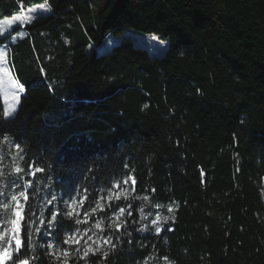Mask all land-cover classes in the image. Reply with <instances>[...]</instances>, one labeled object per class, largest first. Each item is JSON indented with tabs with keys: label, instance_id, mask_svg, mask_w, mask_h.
<instances>
[{
	"label": "trees",
	"instance_id": "trees-1",
	"mask_svg": "<svg viewBox=\"0 0 264 264\" xmlns=\"http://www.w3.org/2000/svg\"><path fill=\"white\" fill-rule=\"evenodd\" d=\"M44 1L52 12L10 45L24 86L12 118L0 88V185L11 192L19 161L32 184L7 264H264V0H0V17ZM126 29L167 39L165 54ZM111 34L121 42L99 54ZM31 164L44 171L33 177ZM110 189L130 195L101 201L87 223L64 214L80 193L83 218ZM119 207L127 224L116 231ZM75 229L87 235L64 244Z\"/></svg>",
	"mask_w": 264,
	"mask_h": 264
},
{
	"label": "snow or ice",
	"instance_id": "snow-or-ice-1",
	"mask_svg": "<svg viewBox=\"0 0 264 264\" xmlns=\"http://www.w3.org/2000/svg\"><path fill=\"white\" fill-rule=\"evenodd\" d=\"M29 12H35L36 9L34 8H30L28 10ZM34 17L32 16H27L25 17V19L27 21H31ZM19 17H12L11 19H7L4 20L3 23L6 25H12L16 20H19ZM0 35H4V33L2 31H0ZM158 39V38H157ZM8 55L7 49L4 50H0V61H6V57ZM8 75H10L9 73H6ZM12 87L13 88H18L20 92L24 91V87L23 85H20L17 81L12 80ZM16 99L18 101V95H16ZM15 111V106L10 107L9 109L4 111V116H10L12 115V113ZM5 143H8L7 138H5ZM15 148L17 150V153L22 152L23 149L21 148L20 144H16ZM13 159L15 160V157H13ZM21 159H23V157H21ZM0 163H2V161H0ZM35 169L34 171L32 169ZM24 169L19 167L18 165H15L13 168V172L16 175H19L21 172H23ZM44 169L40 168V167H36L34 164H31L29 166V173L30 175H32L33 177L36 176L37 172H43ZM4 176V173L2 171V169H0V177ZM13 183H16L15 181H13ZM123 183L125 185L128 184V180H124ZM132 183L133 185L135 184V180L132 179ZM119 182H117L113 187L114 188H119ZM8 185L7 184H3L0 185V197H2V199H0V212L3 213V219L0 220V227L3 228V231H0V240H4V238L6 236H9V232H11V236L9 237L7 243V247L0 249V264H4V260L5 258L9 261H11L13 259L12 253L10 251V249H12L13 244L12 242H15V251L16 253H19L20 248L22 246V241L19 238V233L21 231V222L24 220V216H23V209L25 207V205L27 204V202L29 201V192L28 189L32 188V184L30 181L26 182L24 187L21 188V190L19 192H10L9 194H6L4 192V188H7ZM17 187H19V185H17ZM135 189L133 188L132 191H134ZM77 195L79 196V199L77 200L75 197H73L69 202H66L65 204V215L67 217H72L74 218V222L76 224H81V223H87L88 222V217L91 215H94L96 213L97 210L103 211L105 208V204L101 203V201H107L109 206L111 204V201L113 198L115 199H119L120 196H124L125 198H127L130 193L125 191H120V192H116L113 190H109L107 192L106 195H100L99 199L97 200L95 197L93 198V202L95 204V206H92V204H89V207L87 210H85L83 212V218H81V212L78 210V208H83L84 205V201L87 200V195H83L80 193H77ZM140 199H147V197H137ZM48 204H51V200L47 201ZM130 207V205L128 206ZM172 209L169 208V211H171ZM125 211L124 207H119L118 212L115 213L112 216H109V220L111 221V223L109 224V227H113L115 228L116 231H120L122 225H126L127 221H121L120 217L123 216ZM141 212H143V209H141ZM36 213L34 211L31 210V207L29 208V227L31 226L32 223H35L34 220L31 219V217L35 216ZM60 215V213L58 211L56 212H50V218H49V227H51V225L53 223L56 222V217ZM129 215H131V212H129ZM146 218V217H145ZM160 219V217H156V222H158ZM135 222V221H133ZM40 223L43 224L44 220L43 218L40 219ZM103 221L102 220H97L96 223L93 225L96 228H101ZM155 223V222H154ZM4 225H10L11 227H4ZM143 230V229H141ZM90 231V229H89ZM157 231H159V229H157ZM87 235V231L81 233L79 229H75L72 232H70L66 238L63 240L64 244H70V243H74V244H79L80 240H82L84 238V236ZM88 240H92L91 236H88ZM105 244L110 243V240H104L103 241ZM93 243L95 244L96 241H93ZM85 244H87V241H85ZM49 248H52L53 245L49 244L48 245ZM76 251H80L79 248L76 249ZM94 251V249L91 246H88L84 249V255L82 258L87 257L89 252ZM50 255H52L53 257H55L56 259H60V256H57L56 252H52L50 253ZM60 255L63 257H67L70 255L69 251L67 249H62L60 250ZM108 253L105 252L104 253V257L107 258ZM163 260L165 262H167L168 258L165 256L163 257ZM14 264H30V261L28 259H24L22 257H20L19 255H17L16 261L14 262ZM63 264H68L67 260L65 259L63 261ZM145 264H147V262H145Z\"/></svg>",
	"mask_w": 264,
	"mask_h": 264
},
{
	"label": "rangeland",
	"instance_id": "rangeland-1",
	"mask_svg": "<svg viewBox=\"0 0 264 264\" xmlns=\"http://www.w3.org/2000/svg\"><path fill=\"white\" fill-rule=\"evenodd\" d=\"M30 8L36 9L35 12H29L28 10ZM52 12L49 4L47 1L38 3V4H33L29 5L27 7H22L18 9L15 13H13L10 16H5V17H0V31L4 33V35H0V39L3 38L6 35H9V38L5 44H0V50L7 49L8 55L6 57V61H0V88H1V93H2V98H3V103L5 110L9 109L12 106H15V111L12 113V115L7 116V118H12L14 117L17 112H18V107L20 103V99L23 92H20L18 88H13L12 87V80L17 81L20 85L21 82L18 81L16 78V72L12 63L11 59V47L10 45L17 42L18 39L22 38L25 35V30L23 27L27 24V21L25 17L27 16H32L34 17L31 21L36 19L38 16L41 15H49ZM12 17H19V20H16L12 25H6L3 23L4 20L11 19ZM30 21V22H31ZM15 32L14 29L18 28ZM22 27V28H20ZM125 36H129L132 38L134 43L137 46L143 47L149 51V53L152 56H161L165 54L168 46H169V41L167 39L161 38L160 36L156 34H144V33H137L131 29H126L125 31ZM158 38V39H157ZM121 42V39L113 34L109 35L105 42L100 45V46H95L96 50L99 54H104V53H109L112 51L113 47L116 46ZM93 46L89 47V50H91ZM9 73L10 75L6 74ZM24 87V86H23ZM16 95H18V101L16 99ZM15 143V142H14ZM12 143L10 140H8V143L5 144V147L10 150H14L15 144ZM12 153V152H11ZM21 161L17 164L19 167L21 166ZM12 173V178L13 181L16 183L12 184V188L10 189L11 192H17L19 191L18 188L26 183L25 178L20 177L19 175H16L13 170L11 171ZM19 185V187H17ZM23 215H24V209H23ZM3 219V213L0 212V220ZM23 222V221H22ZM22 222H21V231L18 234L20 240L22 241L21 233H22ZM4 227L10 228V225H4ZM0 231H3V228L0 227ZM11 236V232H9V236H6L4 240H0V249L2 247H7V241L9 237ZM13 247L10 249L12 256L16 252L15 251V242H12ZM9 260L5 258L4 264H7ZM155 263V262H154ZM156 264H172L171 261L167 260L165 261H158Z\"/></svg>",
	"mask_w": 264,
	"mask_h": 264
}]
</instances>
